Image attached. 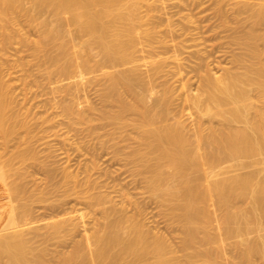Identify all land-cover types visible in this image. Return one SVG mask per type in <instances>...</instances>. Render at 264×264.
<instances>
[{
    "label": "bare ground",
    "instance_id": "1",
    "mask_svg": "<svg viewBox=\"0 0 264 264\" xmlns=\"http://www.w3.org/2000/svg\"><path fill=\"white\" fill-rule=\"evenodd\" d=\"M28 1L33 3L36 10H50V12L57 17L66 16V19L64 18L66 22L64 23L65 20H63L60 22L59 26L55 28L51 26L52 24L45 21L44 36L31 41L34 47V53L37 57L42 59V53L44 51L46 52L44 61L48 64L49 77L58 80L55 90L65 93L67 97L63 103L64 109L73 116L74 119L88 124L90 127L89 131L92 135L97 133L98 128L106 125L111 126V134L114 136L119 135L120 137L123 131L129 128L138 132L136 137L129 138L134 140V143L137 144L129 157L132 159V164L134 163L133 166L137 173L143 176L144 182L156 197L155 199L158 200L162 212H165L164 214H166L168 219L172 222L180 225L182 236L179 237L181 239L179 246H177L183 251L191 248L193 249L191 250L194 251L191 252L192 256H188L189 254L186 255L188 256L186 263L253 264L252 261L255 259L254 257H257L261 259L264 264V235L260 234V232L264 230V183H262V185L252 186L254 184L253 180L256 178L255 176H259V173L253 176L252 174L255 173L254 171L253 173H250V171L249 174L251 175L249 176H245L244 172L243 175L237 172L234 173V170L236 171L237 168L239 169L237 165H240L236 164L235 160L241 163L255 156H257V158L259 156L263 159L264 155V59L260 61L262 59L260 56L264 52L262 49L263 44L260 42L264 39V34L259 35V33L256 34L254 31L251 32L250 30L253 28V24H251V29L246 26L247 29H250L248 34H245L247 30L244 31L248 43H246L247 41L245 42L244 39H242L241 43V39L237 38V40H239V46L242 48L243 46L241 45H245V43L247 45L252 43L251 46H253V44L257 45L255 48L254 46L252 48H250V45L248 46L249 55L247 54V45L246 47L244 46L247 51H244V53L249 57H246L248 58L247 61L249 65L246 64L247 66L243 68L244 72L242 71V74L241 72L239 73V71H241L240 69L245 63L243 62L242 65L240 64V69L237 68V65L242 61H246V58L244 56L245 59H241L242 55H240V53H237V55L241 56L239 57L240 62L238 64L236 63V66L234 65L236 68L232 66L238 74L232 67L231 69L233 71L229 72L227 70L229 68L225 69L220 66L224 69L223 72L226 73L216 78V74L212 72L211 67L208 68L210 71H208V69L205 70L206 74L203 72L205 75L204 79L202 76L203 73L201 74L202 78L199 76V73L205 68L202 66L203 63L201 65L203 70H200V64L199 67L196 65L200 70L198 74V69L193 67V71L195 69L197 70L194 72L198 75L197 77H199L198 82L202 79L204 84L201 81L199 83L204 87H201L198 83V88H203L202 90L200 89L201 93L197 88L200 94H190L185 98L186 105H189V107L193 109L194 117L197 122V127L191 132V130H187L186 125L183 124L179 117L171 116L169 110L171 102L168 88H165L158 96L156 95L153 102L149 104L147 94L154 89L155 79L153 76L141 78L138 75L141 66H148L153 69L155 68V70L159 69L154 58L145 61L144 64L141 61L142 58L138 55V52L146 50L145 47H148V51L154 50L153 40L157 34V29L152 24L147 25L150 27H145L143 24L144 21L140 15L142 5H148L146 0ZM188 1L189 0L185 2V5L189 6L190 1L187 3ZM191 1L195 4L197 2L196 0ZM237 1L232 0L231 2H233V5L237 6L244 3L243 5L246 7L248 6L247 8H250L249 6L252 7V9L250 8L252 12L250 15L253 14L252 18L249 16V12L248 15L243 14L245 17L247 16L251 19L254 17L253 22L250 21V19H247V22L250 21L254 24H258L262 21L264 22V0H254L255 2L252 1L254 2L252 4L248 2L250 0L244 1L243 3H241L242 0H239L241 4ZM23 2L24 0H0L1 44H7L11 40L8 27L12 23L14 17L18 15H30L29 17H33L31 13L28 14V12L25 11ZM242 6L238 7L239 9L242 8L240 10L243 11L244 6ZM255 6L258 8L256 9ZM245 9V12L249 10ZM220 12L222 11L220 10ZM235 12L238 16L237 11ZM60 18L58 20L61 21L63 18ZM186 20L191 22V18L188 16ZM236 20L242 21L239 18ZM189 22L186 23L189 24ZM224 22L226 23V20ZM224 22L221 24H224ZM236 23L235 28H238L240 22ZM61 24L63 26L65 24V26L63 27ZM187 24H185V26ZM66 25L72 27L71 29L73 32L71 31V33L75 35V38L80 39V41L77 42L79 45L78 49L77 43L75 44L74 42L76 41L74 38L69 39V37L67 39L66 32L64 31L67 29ZM244 26L245 25H243V28ZM258 26L259 25H255L254 27L259 28ZM240 27L236 30L241 29ZM243 28L241 29L242 31L244 30ZM257 31L259 32V30ZM168 32L171 33V31ZM238 32L236 31V36L233 35V37H237V35L241 33ZM241 34H243V32ZM244 34L242 38H244ZM238 37L241 36L239 35ZM257 42L261 44L260 48L263 52L257 49L259 47ZM241 51V54H243L242 49ZM98 56L99 58L96 59ZM201 59L202 58H200V60ZM205 59H202L200 62H204L203 60ZM233 59L230 61H234L238 59V57ZM207 60L210 59L207 57ZM206 62L207 64L209 63V61H205V63ZM234 62L238 61L236 60ZM208 65H211V63ZM118 67H124V69L121 70V68H119L117 70ZM126 67L127 69H125ZM111 68H115L116 72H108ZM236 69H239V71ZM98 73L100 75H98ZM81 75L91 76L87 79V82L83 84L80 79ZM99 76L104 80L100 95L104 108L98 110L92 103L91 106L86 108L81 107L78 103L80 92L90 81L95 79L101 80ZM71 79H79V81L76 80L72 84L64 83ZM187 83L188 82L183 85L185 90L189 89ZM138 88L140 89L138 90ZM251 92L256 93H254L256 96L253 95L255 101L250 100ZM203 96L204 98L206 97V101H203ZM258 102L260 103L258 104ZM9 105L10 102L3 89V84L0 82V137L2 139V146L0 148L4 150L8 147L9 140L12 138L11 136L15 135L19 127V125L17 127V125H13V123L10 125L9 123L10 117L6 112ZM203 116H207L208 119L210 118L209 120H212L214 117L219 118L220 122L218 119L216 121L219 124L222 122V124L219 125L221 127L218 128V126H216V128L215 125L212 124L216 121H211V124H209L210 126L213 125L215 128H212L213 126L207 127L205 124L208 123V121L206 122ZM202 118L205 120V124L202 122ZM203 124L208 130L204 128L205 126L203 127ZM204 129L209 132L207 133ZM2 158L4 157H2V153L0 152V177L2 178L7 174L9 183L11 180L18 183L17 181L21 176L19 173H23L22 168L19 169L20 167L16 168L15 166V169L12 166L15 170L19 169L18 172L14 171L12 168H9L10 171H8L7 168L13 165L12 162L14 160V163L18 161V163L21 162L24 164L26 161V154L22 150H16L10 158L6 160H2ZM229 158L232 159V161L227 160ZM257 160H248L247 167H250V162L252 161L257 164ZM227 161L232 163V165L230 164L231 166L236 165L237 168L232 167L230 169L229 164V167L226 164L228 163ZM223 162L226 164V168L222 166ZM242 165L243 164H241V166ZM220 166H222V171L227 170L224 172L225 175L221 174L224 177L221 176V179H218L221 171V168L219 171ZM216 168H218L219 173ZM223 168H225V170ZM229 169L230 171H228ZM262 170L264 171V169ZM222 171L221 173H223ZM9 172L10 174H8ZM14 172L19 174H17V178H14L16 177ZM227 172H233L234 174L230 173L229 175ZM226 173L229 175L228 177H226ZM236 173L238 177H241V175L244 177L235 180L234 176ZM13 174H15L14 177L12 176ZM22 175H24V173ZM262 175L261 177L260 174L259 181L264 182L262 180L264 174ZM10 176H12L11 180ZM67 176L68 178L66 180L70 179L72 180V185L77 184L78 186L75 176L71 174ZM204 176L205 180H203ZM236 177L237 176H235V178ZM14 179L16 180L14 181ZM84 183V187L94 185V183L91 184L89 180ZM81 185L82 184H80V186ZM12 186L14 187V184L11 182V187ZM11 187H9V190L12 194H9L12 195V202L15 200V203L18 201V199L15 198L20 196H16L13 192L15 187H12L13 190L10 189ZM237 190L239 191L238 194ZM88 192L89 190L87 188L86 192L85 190L81 192L75 191V194L70 193L71 195H69L72 197L75 195V200L80 199L84 201L91 210L103 212L102 220H104V222L100 223V219V222L98 221L90 234L88 232L89 229H84L87 233L84 234L85 238L83 237L85 242L76 241L69 252L65 254L62 252L61 254L63 255L60 254L61 256L58 261L56 260L58 264H185V260H181V256H179L180 258L178 259L176 257L174 258L172 253L176 254L178 251L174 252L171 249L172 247L169 245L170 242L168 243L166 238L162 237L163 235L159 236L157 234L158 236H153L151 231H146L144 229L145 225L143 226L138 218L127 214V216L125 214V216H122L121 214L119 217L117 216L115 218L112 216L111 219V214L109 215L110 212L105 207L108 202H111L108 201V197L104 194L95 193L88 195ZM233 192H235L236 195H234ZM13 193L16 196H14L15 198H13ZM41 193L43 194L38 193L41 195V199L37 196V200L35 197L38 202L43 198L44 192L42 191ZM21 195L23 196L21 199L23 201L26 198L24 197V191ZM30 195L31 198L29 196V200L34 198L32 197L33 194ZM35 195L36 194H34V196ZM66 197H68V195ZM238 197H246V199H244L247 200V208L240 209L239 207L241 206L237 207L238 204L236 205L235 203H237L236 200ZM62 200L63 202L59 201V203L51 202L52 205L50 204L49 208L51 212L65 211L64 205L70 202L65 203L67 201L64 202L65 199ZM69 200L71 199H68V201ZM24 201L27 202V200ZM32 202L34 203V199ZM16 203L18 205L20 203L19 207L21 208H16L18 206L13 207L12 204L6 224L3 226L4 231L2 229L4 234L3 232L2 234L0 233V264H45L47 261V250L46 252H35V240L32 239L33 236L32 238L28 237V234L31 233L29 231L33 228V225L32 228L30 225L32 221H29V215L33 212V209L27 203ZM116 210L117 211L114 212H122L120 210L118 211V209ZM113 211H111V213ZM75 219V216L69 215L64 219L56 221L51 220V223L50 221L47 222L48 224H45L48 231V234L46 233L48 235L46 239L59 236V238L55 237L54 239L60 240L62 233L73 236L77 229H80L82 226V228L86 227L83 215L79 218L80 220L82 219V222L80 221V223H78L79 219H76V221ZM41 226L43 225L41 224ZM71 233L73 234L71 235ZM251 233H257V235H259L255 240H250L248 237H250L249 235ZM64 237L66 238V235ZM64 237L62 236L61 239ZM233 239H235V241H233ZM32 240L34 241L33 243ZM231 240L233 242H231ZM61 241H63V239ZM207 245V249H204L203 246ZM226 245L233 247L231 250L234 249L235 253L237 251L238 257H236L234 253L236 259H233L234 256L231 259H228V256L225 257L226 255L223 256V253L226 252ZM175 248L177 249L176 246ZM231 252L233 255V251ZM185 253L187 254L186 251ZM170 255H172L173 258H171L172 256Z\"/></svg>",
    "mask_w": 264,
    "mask_h": 264
},
{
    "label": "rangeland",
    "instance_id": "2",
    "mask_svg": "<svg viewBox=\"0 0 264 264\" xmlns=\"http://www.w3.org/2000/svg\"><path fill=\"white\" fill-rule=\"evenodd\" d=\"M146 1L148 5L146 4L142 5L140 9V15L142 20L144 21L143 24L145 25V27H150L147 25L152 24L153 26L156 27L157 34L155 39L153 40L154 50L148 51V47H145V49L148 52L146 50H142L141 52H138V55L142 58L141 61L144 64L145 61L154 58L155 59L154 61L159 66L158 67L159 69L155 70V68L153 69L148 66H141L140 70L138 71V75L141 78H147L153 76V78L155 79L154 89L149 94H147V100L149 104L153 102V99L156 95L158 96L161 92L164 91L165 88H168L170 94V102H171L169 108L171 116L179 117L182 120L183 124L186 125L187 130L189 129L192 132V130H194L197 127V122L194 117L193 109L189 107V105H186L185 98L190 94L196 95L201 93V90L203 89V88L201 89V87L203 85H201L199 82L200 81L202 82V79L198 82L199 77H197L198 76L197 74L200 72V70H203L202 66L207 68L206 69L204 68V70L201 73H199L200 78H202V76L204 78L205 77L204 73L206 74L205 70L211 67H212L211 68L212 72L216 74L215 76L216 78H219L217 76L226 73L223 72L224 71V69H222L223 67L225 69L229 68L227 69L229 72H232L233 70L235 71L236 68L235 66L240 62L239 57H241L237 55V53L238 54L240 53V55H242L241 59L242 58L245 59L249 55L248 46L252 45V43L250 42L249 45L246 44L248 43V41L245 38V34H248L249 30L252 28L251 24H253L252 25L253 28L250 31L251 32L254 31V33L256 34L259 33V35H263L264 25L262 24H264V22L262 21L263 23L260 22L258 24L252 23L254 20V17L253 19H251L253 14L250 15L252 13L250 8L252 9V7L249 6L250 8H247L248 6L246 7L243 5L244 4L243 2L248 0H242L241 2L243 3L242 5L244 6L243 11L245 7L246 9L250 10L247 11L245 9L246 12L244 11V13L242 10H240L242 8L239 9L238 7L242 5H238V6L233 5V2H231L232 0L229 1L228 0H196L197 1L196 4L193 3V1L189 0L190 3L189 1L187 2L189 3V6L185 5L186 4L185 2L187 0H146ZM252 1L254 0H250L248 2L252 4L256 0L254 2ZM237 2H239V0ZM23 3H24L23 6L25 8V11H27L28 14L31 13L33 17L32 18L29 17L30 15L28 16L18 15L12 19V23L8 27V32H10L11 35V40L9 43L1 44V36H0V82H2L3 89L6 92L7 99L10 102V105L7 108L6 112L7 115L10 117V122H9L10 125L13 123V125H17V127L19 125L20 127V128L18 127L15 135L11 136L12 138H10L9 140L8 147L5 150L0 148L1 150L0 152L2 153V157H4L2 158V160H6L10 158L16 150H22L26 154V161L24 162V164H22L21 162L18 163V161H16L17 163L16 162L14 163L15 161L14 160L12 162L13 165L7 168L8 171H10L9 168L13 169V167L15 168V166L16 168L20 167L19 169L22 168V172L24 173V175H22L23 173L21 172L19 173L21 174L22 177L20 176L19 180L17 181L18 183H16L15 181L16 179H14L15 182L11 180L12 176L14 177V175L16 174L15 172H14L15 174L10 176V180L15 187L14 190H13L14 187L13 186H12L13 188L11 187V182L10 183L8 182L9 177L7 176L6 173L4 177L2 178L0 177V229H1L0 233L2 234V232L4 231L3 226L6 224L12 204L13 207L18 206L16 208L20 209L21 207H19L20 206L19 202H21L22 204H26L29 201L27 204L30 205L33 209L32 210L33 212H31V214L29 215L30 218L29 221H32L30 222V225L31 228L33 225V228L32 229L30 228L31 230L29 232L31 233L28 234V237L32 238L33 236L32 239L35 240V242L32 240V243L34 242L35 245L34 246L35 252L36 251L46 252L47 250L46 252L47 261L45 264H47V262L48 264H58L57 261L59 257L65 254L66 252H69L73 248L76 241L85 242L84 234L86 232L84 231V229L85 230L89 229L88 232L90 234L93 231V228H95V226L97 225L98 221L100 222V219H101L100 223L104 222V220H102L103 212L101 213L100 211L91 210L89 207H87L84 201H81L80 199L75 200L74 197L75 195H73V197L70 196L72 193L75 194L74 193L75 191L81 192L82 190L83 191L85 190L86 192L88 188L89 190L88 195L93 193L104 194L108 197V201H111L110 203L108 202V204H106L105 206L106 209H108V211L110 212L109 215L111 214L110 215L111 219L112 216H114L113 218H115L117 216L119 217L121 214L122 216H125L127 214L129 216L138 218L143 224V226L145 225L144 229L146 231H151L153 236L157 234L159 236L163 235L162 237L166 238L168 243L170 242L169 245L170 247H172L171 249L174 252L178 251L176 254L172 253L174 258L176 257L178 259L180 258L179 256H181V260H185V264H188L186 263V260H188V256L192 254L191 252L194 251H191L193 250L192 248L191 249L188 248L189 250L183 251L180 250V248L178 247L181 239L179 237L182 236L181 235L182 230L180 225L175 222H172L170 219H168L166 214H164L165 212H162L158 200L155 199L156 197L153 195L147 184L144 182L143 176L137 173L135 167L133 166L134 163L132 164L133 161L129 157L133 148H135V146L137 145L136 143H134V140L129 138L136 137L138 135V132L134 129L129 128L127 130H124L120 137L119 135L114 136L111 134L112 133L111 126L106 125L98 128L97 133L95 135H92L89 131L90 127L88 126V124L74 119L73 116H71L64 109L63 103L65 102L67 97L65 93L55 90L58 80H56V78L51 79L49 77L48 64L45 63L44 61L45 58L44 55H46V52L44 51L42 53L43 55V56L41 55L43 57L42 59L37 57L34 53V47L31 41L42 38L44 36L45 33L44 22L46 21L52 24L51 26L55 28L59 26L60 22L66 19V16H62V17L60 16L61 18H63L60 21L58 20L60 17H57L55 14L50 12V10L49 11L39 10V9L36 10V8L33 6V3H31V1L28 0H24ZM241 3L239 2V4ZM255 8L257 9L258 7L255 6ZM220 10L222 12H220ZM235 11H237L238 16L236 15ZM248 12L251 18H248L247 16H246L247 18L245 17V15H248ZM187 16L191 18V22L186 20ZM237 17L242 21L236 20L238 19ZM247 19L248 20L250 19V21L252 22L250 21L247 22L246 21ZM225 20L226 23L224 22ZM222 21L226 26L224 24H221L223 23ZM235 21L238 23L240 22L238 28L242 26L240 27L242 29L243 25H245L243 31L241 29L236 30L238 28L237 27L235 28L237 24ZM65 22L66 20L64 21V23ZM186 22H189V24H187ZM185 24L187 25L185 26ZM255 25L256 26L259 25L258 26L259 28L256 27L257 28L256 29L254 27ZM246 26L251 28L247 29ZM66 28L67 29L64 31L66 32L67 39L69 37H70L69 39L74 38V40H76L74 41L75 44L79 42L80 39L75 38L74 37L75 35L71 33L72 27L66 25ZM234 30H236L237 32L239 31L238 33L242 31L243 34L244 31L247 30V33L244 34V38H242L243 35L241 34L242 32L238 34L237 37H235L236 31ZM257 30H259V32ZM168 31H171V33H169ZM233 35L235 36L233 37ZM239 35L241 37H238ZM237 38L241 39L240 40L241 43H242V39H244L245 42L247 41L246 43L243 41L245 43V45L244 44L241 45L243 46V48L239 46L240 44L238 43L239 40H237ZM261 41L262 42L260 43L263 44L262 49L264 50V39ZM260 43H258L259 47L256 48L259 51L261 50L263 52V50L260 48L261 47ZM76 45L78 49L79 48L78 43ZM246 45L248 52L244 48V46L246 47ZM253 46L255 48V46L257 45L253 44ZM253 46H251L250 48H252ZM241 49L243 50L244 55L241 54L242 52ZM244 51L247 52L248 55L244 53ZM263 53L260 56L262 58V59L260 58L261 59L260 61L264 59ZM234 54L235 56L237 55L236 57H238V59L236 60L238 62H234L236 61L234 60L236 58ZM209 55L211 58L209 57ZM206 56L210 60H207ZM98 58L99 56L96 57V59ZM200 58L205 59L203 60L204 62H200L202 60V59L200 60ZM231 58L232 59L234 58L233 59L234 61H230L232 60ZM248 58L245 59L246 61L241 60L242 62H240L239 65H237V68H239V66H241L243 62L245 63V65L243 64L242 68L240 67L241 69L239 68L241 71H239V69H236L237 71H239V73L241 72L242 74V71L244 70L243 68L247 66L246 64L249 65V62L247 61ZM205 61H209L211 65H208L209 63L207 64V62L205 63ZM231 62L235 64H232ZM199 64L200 67L202 68V69L200 68V70L199 68H197V66L199 67ZM232 66H234L235 68ZM193 67H196L198 69L197 74L194 72L197 70L195 69L193 71ZM231 67L234 69L232 70ZM119 68H121V70L124 69V67L123 68L118 67L117 70ZM125 69H127V67ZM115 70H116L115 68L113 69L111 68L109 69V71L108 70L107 71L112 72ZM208 71H210V69H208ZM235 72L233 73L236 74L237 72L236 73ZM98 75L100 74L98 73ZM90 76L91 75L80 76V79L82 80L83 84L87 82V79ZM99 78L102 81L97 79L92 80L80 92L78 96V103L81 105V107L86 108L88 106H91L92 103L98 110L104 108V104L100 97L103 88L102 83L104 82V80L101 78V76H99ZM76 80L79 81V79H71L65 81L64 83L72 84ZM186 82H188L187 87H189V89L185 90V88H183V85ZM198 83L201 85L200 87L201 90L198 88L199 87ZM197 88L198 90H200L199 91L200 93H198ZM139 89L140 88H138V90ZM254 93L251 92L250 94L251 101H255L254 96H256L255 95L256 93L255 94ZM203 101H206V97L203 99ZM259 103L260 102H258V104ZM203 118H205L206 122L208 121V123L205 124L204 122L205 120ZM203 118H202V122L207 127L213 126V125L211 126L209 125L211 124V121H216L217 119L219 120V118L217 117H214L213 118L214 120L212 118H211L212 120H209L210 118L208 119L207 116L206 117L203 116ZM204 124L203 127L205 126ZM212 124H214L215 127L218 126L219 128L221 127L219 125L222 124V122L219 124L216 121L213 122ZM206 126L204 128L207 129ZM215 127L213 126L212 128ZM206 129L204 130L206 131ZM206 132L208 133L209 131ZM1 141L2 139L0 137V147L2 146ZM255 157L257 158V156ZM255 157L251 159H247V161L248 160L256 161L259 158L257 160L258 162H260V163L257 162V164L259 165H257L254 161H252L250 162L251 165L249 164L250 167H247L248 166L247 161H243L240 163L239 161L235 160L236 164H240L237 165L239 167L238 169L235 164H233L235 166H231L232 163H230L229 161H227L228 163L226 162L225 163L227 164V166L229 164L230 167L229 166L228 167L230 169L232 167H235L237 168V170H239V171L234 170V173L237 172L243 175L244 172L245 176L251 175L249 174L250 171H251L250 173H253V171L255 172L252 174L253 176L259 173L258 174L259 176L257 175L255 176L258 179L254 178L255 182L253 180L254 184L252 183L253 185L252 184L251 185L252 186L262 185V183L264 182L259 181V177L260 174L261 177L263 176L262 174H264L262 173L264 172L262 170L264 169V160H263L264 155H263V159H261V157L259 156L257 159ZM227 160L232 161V159L230 158ZM226 164H224L223 162L222 166L225 167ZM241 164L243 165L241 166ZM222 166L219 167V171ZM225 168L223 169L225 170ZM15 169L13 170L17 172L19 171V169L17 170ZM230 169L228 171H230ZM216 170L218 172V168H216ZM226 170L222 171L221 168V171L223 173H221L220 171L218 179H221V176H223L221 174H224ZM227 173L230 175V173L233 172L230 173L227 172ZM237 173L235 174V176L237 177L235 178L234 176L235 180L237 178L244 177L242 175L241 177L240 176L238 177ZM8 174H10V172ZM17 174L16 177L14 178H17ZM69 174L77 178L78 186L77 184L72 185L71 183L72 180L70 179H68L69 181L66 180L68 178L67 175ZM228 174L226 175V177L229 176ZM87 180H89L91 184L94 183L93 185L94 187L91 185H90L91 187L90 186L84 187L83 184H85L84 182ZM203 180H205V176L203 177ZM262 180L264 181V178H262ZM79 183L82 184L83 186L82 185L80 186ZM8 185L9 187H11L10 189L13 190L16 196L17 195L20 196V197H16L13 193V198L16 197L15 199H18V201L16 202H18L19 205L16 202L14 203L15 200L12 202V198H11L12 195H10L12 193L9 190ZM15 185L18 186L16 187ZM238 190H237V194L240 191ZM23 191H24V197L27 198V199L25 198L24 200H27V202L21 200L23 197L21 195ZM42 191L44 192L43 198L42 200H40V202H38L36 201V198L38 196L40 197L39 199H41L40 194H43L41 193ZM233 193L234 195H236L235 192ZM30 194H33L32 197H34L33 198L34 203L32 202L33 199L31 200L28 199L29 196L31 198ZM34 194L36 195L34 196ZM67 195L68 197H66ZM240 198L238 197V199L236 200L237 203L235 204L236 205L238 204L237 207L241 206L239 207L240 209L247 208L248 205L246 207V203H247V200H245L246 197H244L245 199L244 198L240 199ZM62 199H65L64 202L67 201L65 203L70 202L69 204L64 205V210L66 212L65 211L63 212V210L61 212H51V210L49 209L51 202L52 203L53 202L59 203V201L63 202ZM68 199H71L73 201L71 200L68 201ZM240 200H242L243 202ZM110 209L111 211L113 210L117 211L116 209H118V211L120 210L122 212L113 211L111 213ZM69 215L75 216L77 220L80 218L81 215H83L85 220L83 221L86 223L85 224L86 227L82 228L83 226L81 224L82 227L81 228L79 227L80 229H77L78 231L76 230L75 231L76 233L74 232L75 234L71 233V235L73 234V236H70V234L68 236L66 233L65 234L62 233L63 237L66 235V238L65 237L62 238L63 241H61L62 240L61 235H60L61 236L60 240L54 239L56 236L46 239L48 237L47 235L48 231H47V226L45 227V224L47 225L48 224L47 222L49 221L51 223V220L56 221V220L64 219ZM80 221L82 222V219L81 220L79 219L78 223H80ZM41 224L44 227L41 226ZM260 234L264 235V230L260 232ZM258 235L257 233L256 234L251 233L249 235L250 237L248 238H250V240L253 239L255 240V238ZM56 238H59V236H57ZM233 241H235V239H233ZM233 241L231 240V242ZM175 246L177 247V249L175 248ZM206 247H208V245L203 246L204 249H207ZM230 247L231 246L226 245L225 247L226 252H224L225 254L223 253V256L225 255H226L225 257L228 256V259H231L234 256L233 257L234 259L236 254V257H238L237 251L235 253L234 249L231 250L233 247L231 248ZM185 251L187 252V254L185 253ZM231 251H233V255ZM62 252L63 254H61ZM229 252L231 253L228 254ZM173 256L171 258H173ZM254 258H253L254 260L252 261L253 264L255 263L263 264L261 259L257 257ZM48 259L51 260V263L50 260ZM197 263L199 264V262H194L193 264H197Z\"/></svg>",
    "mask_w": 264,
    "mask_h": 264
}]
</instances>
